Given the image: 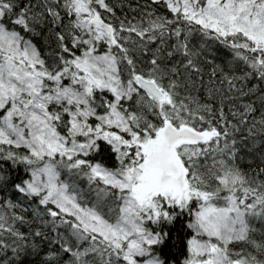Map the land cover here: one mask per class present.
<instances>
[{"label": "snow or ice", "instance_id": "snow-or-ice-1", "mask_svg": "<svg viewBox=\"0 0 264 264\" xmlns=\"http://www.w3.org/2000/svg\"><path fill=\"white\" fill-rule=\"evenodd\" d=\"M0 264H264V0H0Z\"/></svg>", "mask_w": 264, "mask_h": 264}]
</instances>
